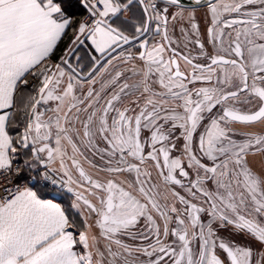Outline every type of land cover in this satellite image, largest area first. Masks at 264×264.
I'll return each mask as SVG.
<instances>
[{"label": "snow or ice", "instance_id": "snow-or-ice-1", "mask_svg": "<svg viewBox=\"0 0 264 264\" xmlns=\"http://www.w3.org/2000/svg\"><path fill=\"white\" fill-rule=\"evenodd\" d=\"M0 264H264V0H0Z\"/></svg>", "mask_w": 264, "mask_h": 264}, {"label": "crops", "instance_id": "crops-1", "mask_svg": "<svg viewBox=\"0 0 264 264\" xmlns=\"http://www.w3.org/2000/svg\"><path fill=\"white\" fill-rule=\"evenodd\" d=\"M77 6H78V8H80L79 5H77ZM80 9L82 10L81 13H79L77 7L71 9V11H72V13H73V15H74V17H75L76 19H79L81 16H83V15L85 14V13H84V10H83L82 8H80ZM70 36H71V32L68 33V35H67V36L64 38V40L62 41V43L59 45V47H58V49H57V52H56V56H59L60 54H62L64 47H65V46L67 45V43L69 42V38H70ZM53 195L57 196L58 198H61V199H62L63 201H65V202H68L67 198H66L65 196L59 194L57 191H55V192H52V191L48 192V193H47V198L51 199ZM73 212H74V211H73ZM76 218L79 219V217H76Z\"/></svg>", "mask_w": 264, "mask_h": 264}, {"label": "flooded vegetation", "instance_id": "flooded-vegetation-1", "mask_svg": "<svg viewBox=\"0 0 264 264\" xmlns=\"http://www.w3.org/2000/svg\"><path fill=\"white\" fill-rule=\"evenodd\" d=\"M194 8L197 9V16H198V19H200L201 26H202V28H203L204 22H203L202 17H203V11H204V9H202L201 7H194ZM236 127H239V125H237ZM257 127H259V126H257ZM56 191H57L59 194L65 196V197L67 198V200H68L70 194H67L65 190H59V189L56 188ZM73 211H74V210H73Z\"/></svg>", "mask_w": 264, "mask_h": 264}, {"label": "water", "instance_id": "water-1", "mask_svg": "<svg viewBox=\"0 0 264 264\" xmlns=\"http://www.w3.org/2000/svg\"><path fill=\"white\" fill-rule=\"evenodd\" d=\"M189 6H190L191 8L199 7V6H197L194 2H190ZM56 188L59 189V190H61V189L59 188V185H57Z\"/></svg>", "mask_w": 264, "mask_h": 264}, {"label": "trees", "instance_id": "trees-1", "mask_svg": "<svg viewBox=\"0 0 264 264\" xmlns=\"http://www.w3.org/2000/svg\"><path fill=\"white\" fill-rule=\"evenodd\" d=\"M75 7H77V9H78L79 13H81V12H82V10H81L80 8H78V6H75ZM75 7H73V8H75ZM73 8H72V9H73Z\"/></svg>", "mask_w": 264, "mask_h": 264}, {"label": "built area", "instance_id": "built-area-1", "mask_svg": "<svg viewBox=\"0 0 264 264\" xmlns=\"http://www.w3.org/2000/svg\"><path fill=\"white\" fill-rule=\"evenodd\" d=\"M85 15V14H84ZM61 55V54H60Z\"/></svg>", "mask_w": 264, "mask_h": 264}]
</instances>
